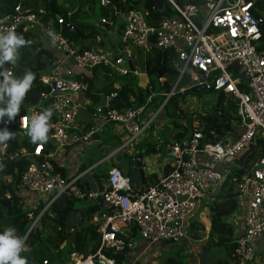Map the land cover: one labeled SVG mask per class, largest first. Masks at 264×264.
Returning a JSON list of instances; mask_svg holds the SVG:
<instances>
[{
  "label": "built area",
  "instance_id": "obj_1",
  "mask_svg": "<svg viewBox=\"0 0 264 264\" xmlns=\"http://www.w3.org/2000/svg\"><path fill=\"white\" fill-rule=\"evenodd\" d=\"M164 1L163 10L156 4L150 8L151 12L162 15L153 24L145 20L143 8L117 11L115 15L122 23L118 43L114 47L99 46L90 50L74 48L61 31L51 30L50 22L45 21L44 11L36 15L25 10L19 12L16 8L14 13H0V35L16 32L20 26L24 30L35 27L50 47L62 56L48 73L41 75L40 82L48 91L39 96V102L48 101V108L56 116L48 137L58 145L46 155H42L41 144L36 146L33 154L20 151V155L33 160L21 174L20 186L34 196L31 206L25 208L30 225L22 237L24 246L20 255L28 251L25 240L29 232L39 225L44 215H50L53 202L60 196L94 201L99 196L104 206L90 218L99 235L96 252L76 257L67 264H116L105 254L106 251L127 253L133 257L135 243L122 235L123 228L135 230L147 247L159 246L161 249L166 243L178 246L191 243V225L199 221L194 218L203 208L209 210L203 199L217 194L232 174L227 169H241L237 159L251 144L257 146L258 132L264 133V49H257L261 39L260 24L264 19L255 14L259 12L256 3L264 7V0ZM110 5L109 0H100L101 7ZM57 22L63 25L61 17H57ZM99 23L109 24L103 18ZM153 47L172 53L181 62L182 69L170 91L160 93L164 96L160 106L153 114H148L146 110L151 109L155 93L149 78L143 77L146 74L134 65L132 55L133 49L146 53ZM67 61L72 63V68ZM96 67L106 68L118 76L133 74L137 85L150 92L147 100L135 107L123 110L109 107L108 102L116 96L113 93L106 97L105 114H102L100 106L96 108L93 116L101 114L104 124L114 123L122 127L125 139L121 148L143 139L185 77L189 80L186 89L203 86L207 91L230 95L236 104L241 129L232 141H214L211 139L216 138V132L212 129L204 133L197 120L198 114H193L194 120L189 119L187 137L165 145V149L172 153L170 172L165 176L146 189L137 190L132 186L130 175L113 166L107 172L101 192L82 190L77 186V180L84 173H89L92 167L76 177L66 178L55 172L52 157L54 152L88 141L98 134V126L80 134L77 122L80 106L77 97L88 90V83L76 76ZM164 83V77L157 78L159 87ZM37 107L28 106L27 115L20 118L19 129L23 134H27V129L22 122L26 120L30 126L31 117L37 115ZM18 156V152L9 150L7 142L0 143V166ZM4 197L9 199V193L0 199ZM236 198L238 202L246 201L247 206L243 231L231 242L234 264H262L256 242L264 235V156L241 175L236 185ZM209 213L210 220L212 212L209 210ZM204 227L209 229V226ZM43 264L47 263L44 261Z\"/></svg>",
  "mask_w": 264,
  "mask_h": 264
},
{
  "label": "trees",
  "instance_id": "obj_2",
  "mask_svg": "<svg viewBox=\"0 0 264 264\" xmlns=\"http://www.w3.org/2000/svg\"><path fill=\"white\" fill-rule=\"evenodd\" d=\"M111 5L108 8L100 6V0H0V13L6 14L14 12L16 8L23 3V10L38 15L40 11L45 12V21L50 22L51 30L60 31L61 26H69L73 32L64 31L62 35L71 43V45L78 50H90L93 49L94 42H97L103 47V38L107 37L108 31L99 26L98 24L81 21L78 19L79 12H84L87 15L93 14L95 7L100 6L99 22L100 19H105L108 22H115L119 17L115 15L117 11L124 12L128 9H136L138 3H142V7L146 12L145 20L148 24L158 22L162 16L160 12H151L150 8L155 4L154 0H109ZM192 2L193 0H186ZM62 2L68 3L75 9L69 11L64 8ZM165 4L164 0H161ZM51 3V7H50ZM258 11L255 16L264 19V7L256 3ZM167 7V5H165ZM168 8V7H167ZM169 12V10L167 9ZM55 15L56 17H53ZM57 17H61L63 25L58 24ZM122 26L119 27V33ZM17 35L22 36L25 40V45L21 46L18 50V59L15 65L5 63L0 70H7L14 77L21 78L26 71H31L35 74V79L32 82V86L26 93L24 100L22 101L19 114L11 121L7 116L0 121V130L7 128V130L13 133V138L5 141L9 144V150L11 152H18L19 156L12 160L4 162L0 166V197L5 193H9L10 198H3L4 204L0 203V232H3L5 228H15L18 237L22 238L26 233L30 225V220L27 218V211L23 209V200L16 193V189L20 186V176L27 169L29 160L27 156L20 155V151L24 150L25 154H33L37 145L31 142V138L27 134H23L19 129L20 118L27 115V108L31 105H38L36 109L37 115L42 113L45 109H49L47 106L48 101L39 102V96L42 92H47L48 89L40 82L41 75L46 71L47 66L53 58L52 51L45 45L44 38L40 31L35 28L23 29L22 26L18 27ZM102 38V39H101ZM99 39V41H98ZM258 50L264 49V26L261 28V39L257 45ZM141 59L144 62L145 70L150 77L152 90L154 91L157 78L164 76L166 78L162 87H159L157 94L168 93L172 87V80L178 76L182 69L181 62L177 61L172 53L165 52L163 57V51L153 47L151 52L146 56L141 54ZM165 63V73L158 74V70L161 67L162 62ZM87 73V72H86ZM91 75L80 74L76 77L82 79L88 83V91H91L95 81L103 80L102 88L99 91L90 95L91 104L89 110L91 113L96 112V107L101 99V94L111 95L116 93V97L112 98L109 102V107L123 110L129 106L141 105L150 96V92L147 89L140 88L135 80L133 74L126 76H118L115 73L107 70L106 68L96 67L88 72ZM156 75V78H152V75ZM108 79V80H107ZM118 81L119 86L114 87V83ZM106 82V83H105ZM213 92V91H210ZM160 103H156L158 107L164 100V96L159 97ZM152 100V99H151ZM152 103V101H151ZM154 104V103H152ZM159 104V105H158ZM3 106V105H2ZM1 106V107H2ZM165 118L170 120L173 136L172 140L179 141L187 137L188 125H184L183 122L187 119L184 112L178 107L175 102V98L170 97L165 103L162 109ZM179 120V122H178ZM197 120L204 133L210 130L216 132V138L211 140L217 141L228 132L233 131V124H240V119L237 116L236 104L234 99L224 93L218 92V102L216 103V115L212 111H208L206 114L197 115ZM56 121V116L52 112V116L49 120V131L47 135L51 133V125ZM7 122L8 124H5ZM189 124V122H188ZM89 125H85L81 130V133L86 132L89 129ZM16 133L18 136H16ZM42 155H46L54 150L52 144L47 140L42 144ZM153 145L150 144V148L147 152H152ZM152 147V149H151ZM161 147H158V149ZM264 156V142L260 139L257 141L256 151L249 155L241 169H237L224 181L217 196L214 198L211 205L212 217L210 221L209 229L206 230L204 225L200 221H195L191 225V242H198L206 239L203 246V253H207L209 244H214V247H225L224 252L213 264H234L232 257L233 245V227L226 220L227 217L232 215L237 209L238 201L236 200V185L241 175L256 162L259 158ZM40 160V157L36 158ZM55 172L63 175V170L52 162ZM228 181H232L231 186L224 190L225 184ZM77 186L83 190V184L80 180H77ZM78 199L67 196H60L57 198L51 206V215H44L40 219V223L37 227L32 229L25 243L28 247V254L39 258L41 264L45 261L47 264H64L66 263L72 253H78L86 255L94 254L99 246V235L96 233V229L93 226L83 227L80 231L81 239L84 244L78 247L76 251L67 243L61 247L65 238L64 232V220L66 215L73 209H75V201ZM100 206L94 204L91 208L95 211ZM37 213V210H34ZM219 215V220L215 216ZM170 249L171 244L166 243ZM176 246L177 255L167 256L160 264H187L181 256L188 257L186 252V245ZM87 247V248H86ZM105 254L114 259L115 262H120L123 257L119 253H110L106 251ZM27 264V263H26Z\"/></svg>",
  "mask_w": 264,
  "mask_h": 264
},
{
  "label": "crops",
  "instance_id": "obj_3",
  "mask_svg": "<svg viewBox=\"0 0 264 264\" xmlns=\"http://www.w3.org/2000/svg\"><path fill=\"white\" fill-rule=\"evenodd\" d=\"M137 8H139V9L143 8L142 3L138 4ZM120 25L122 26L120 19H117V21H115V22H109L108 29L110 26L111 30L108 31V34H107L108 42L103 47H114L118 43V39L120 36V33H119ZM98 41H99V39H98ZM44 42H45V45L52 51L53 49L46 42V40H44ZM150 52H151V50L146 52V53H142L139 49H133V55H132V57H133L132 60L134 62V65L138 68V66L141 63V65H140V66H142L141 71H143V73L146 74V76L144 75L143 77L149 78V81H150V77L148 76V74L145 70L144 62L141 60V62L139 64H136L135 59L140 61L141 54L146 56ZM52 54H53V58L51 61L50 60L48 61L50 63L47 66L46 71L44 73H48L51 70L52 64L58 60H61V58H62V56L59 53L55 52L54 50L52 51ZM67 64L70 67L72 66V63L70 61H67ZM74 71H76V70L74 69ZM86 74H87V76L91 75V73L88 74V72ZM162 77H164V76H162ZM165 80H166V78H165ZM95 84H97L96 85L97 88L95 86H93L91 91L83 92L81 95H79L77 97V101L80 105L78 116L81 112H83L84 115H86V118L93 116L94 113H91L89 110V107L91 104L90 95L96 91H99L102 88V84H104V82H103V80H100V81L97 80V81H95ZM118 86H119V83H118V81H116L114 83V87L117 88ZM155 86L157 89L159 88V86H157V84ZM101 96L108 97L109 95L101 94ZM108 104H109V102H108ZM98 106H99V104L95 107L97 108ZM78 116H77V122H78L79 131L82 130L85 125L86 126L89 125V127L98 126V127H100V129L98 131V134H99L105 125H110L111 127H113L115 129V136L114 137H116L118 141L122 140V143L124 142L125 135H124V132L122 130V127L119 124H114V123L104 124L103 119L101 117V114L99 116H96V119L94 120V122L93 121L90 122V121H88V119L87 120H80V119H78ZM162 125H160V127H162ZM152 127H153V125H152ZM188 132H189V128H188ZM238 133H239V130L238 131L233 130V131L227 132L222 137V140L232 141L234 138H236ZM187 135H188V133H187ZM228 135H230V136H228ZM172 136H173L172 129L169 128L166 131L164 138H162V139L159 138L158 143L155 141L149 142L148 141L149 136L148 137L145 136V137H143V139L139 143L134 144L136 151L139 150V151H137V153L139 152L142 154V169H143V174H144V182H143V184L140 182L141 186L137 190H141L144 185L148 186V185L156 182L158 179H160L161 177L165 176L167 173L170 172V165L172 162V153L168 149H165V145L173 142ZM150 144L153 145L152 147H154V145H156V146L153 149L151 147L152 152L148 153L147 149L150 148ZM121 145L119 146V148H116L117 151L113 152L112 155H109V156L104 155L103 157L97 158V159H93V157H89L87 159H84L81 157V153L85 151L84 149H85L86 143L85 142H79V143H75L71 146H68L62 150L54 152V155L52 157V162H54V164H56L57 167H59L63 170V175L66 178L76 177V176L80 175L83 171L88 169L89 167H92L91 171L88 173L89 175L79 176L80 182L83 181L86 183L87 176H90L91 174H95L98 177H101V174L103 172L101 171L100 167L104 164H109V165H112L111 167H113V166L118 167L124 173L129 174L131 176L132 183H134V177L132 176V174L138 173V169H137L136 164H135L134 159H133V156H135L136 154L133 152V150L127 151V150L131 149L130 147H129V149H126L128 147L121 148ZM158 147H161V148L158 149ZM101 148H103V146ZM113 149H115V148H113ZM123 151H124V154L127 156V159H125L122 162L124 170L120 167L119 162L112 159L114 156H116L117 154H119L120 152H123ZM87 160L90 161L89 167H87V165H86ZM96 168H99L98 172L95 170ZM217 168L219 170L220 166ZM109 169H107L105 173H107ZM92 184L94 185V189L92 190L90 188L91 185L87 184L88 187H87L86 191H91V192L97 191L94 181ZM102 185L104 186V183H102ZM136 186H137V184L135 183L134 188ZM21 188L22 187L19 186L16 189V193L22 198L23 205L31 206V203L34 200V196L29 194L28 192L22 190ZM78 200H87L90 202H89V204L86 205V207H83V208H76L75 207V209L71 210L66 215L65 220H64V227H63L64 228L63 237L65 238V240H64L63 244L61 245V247H63L67 243L68 245H70L71 247L74 248V251H76L78 247L80 248L81 245H85L84 241L81 239V236H80L81 229H83V227H87V226H93L94 227V225H92L90 222V218L94 214L99 213L104 207L103 204L101 202H98L97 200L96 201L91 200V199H78ZM94 204H98L100 207L97 210L92 211L91 208L93 207ZM246 206H247L246 201L238 202L237 209L241 210L242 214L241 215L236 214V210H235L233 213V219H231V218H227L228 220L226 219L233 227V237L240 235L241 232L243 231L244 218L246 215ZM73 216H75V217L73 218ZM199 221L207 227V226H210L211 219L209 220V222L207 221L208 222L207 224L204 223L202 220H199ZM121 232H122L123 236L128 237L129 239H131L135 243L136 249H135V254L133 257L126 259L125 257L122 256L123 259L119 263L116 262V264H158L161 262L160 261L161 260V258H160L161 254L159 253V251H157L160 249L159 246L147 247V244L144 241H142L139 238V236L137 235L136 231L131 229V228H123L121 230ZM203 241L205 244L206 239L204 238ZM161 249H162V251H163V249L169 251L170 247L167 244H165V245H163V247ZM256 249L259 252V254L261 255L262 264H264V235H262L257 240ZM88 255H92V253H90ZM88 255H86V256H88ZM29 256L35 263L41 264L39 258H36L35 256L30 255V254H29ZM82 256L83 255L74 252L71 254L70 259L64 264H67L71 260L76 259V257H82ZM219 257L220 256H218V253L215 256H210V257L208 255L202 253L201 251L200 252L195 251L194 254L188 253V258L190 260L193 259L192 264H213V262L216 259H218Z\"/></svg>",
  "mask_w": 264,
  "mask_h": 264
},
{
  "label": "rangeland",
  "instance_id": "obj_4",
  "mask_svg": "<svg viewBox=\"0 0 264 264\" xmlns=\"http://www.w3.org/2000/svg\"><path fill=\"white\" fill-rule=\"evenodd\" d=\"M63 6L65 9L69 10V11H73L75 8L74 7H71L70 8V5L68 3H65V2H62ZM140 4V2L138 3ZM99 14H100V6L97 5L95 7V10H94V13L93 14H90V15H87L85 14L84 12H79L78 14V19H80L81 21H87V22H91V23H95V24H98L99 23ZM53 17H56L55 15H53ZM44 38V37H43ZM102 39V38H101ZM103 46H105L108 42V39L107 37H104L103 39ZM60 54V53H59ZM17 59H18V53H17ZM141 58H140V61H138L137 59H135V63L136 64H139L141 62ZM54 65V63L52 64V66ZM141 65V63H140ZM139 65V66H140ZM51 66V68H52ZM138 68L141 70L142 69V66H140ZM152 78H156V75H152ZM139 79V78H138ZM136 80V83H137V79L135 78ZM177 81V77H175L173 80H172V86L176 83ZM157 84V83H156ZM188 84H189V80L187 77H185L181 83L178 85V88H176L175 90V96H173L175 98V102L177 103L178 107L184 112L185 116H186V120L183 122L184 125H188L189 127V124H190V120L189 119H192L194 120V117H193V114H198L200 115L201 113L202 114H206L208 111H211V109L213 107H216V103L218 102V92H210V91H207V90H204L203 92L199 93V94H192L190 92V88L189 89H186V87H188ZM97 84H95L94 86L97 88L96 86ZM158 86V84H157ZM142 88V87H141ZM182 89H186V90H182ZM157 88L155 86V89H154V93L155 95L153 94V97H152V104L151 103V109L150 110H146V113H150L153 114L155 112V110L160 106L156 107V103H160V98L161 96H159L157 94ZM78 119L80 120H87L90 121V122H94V120L96 119V116H90L89 118H86V115H84L83 112H81L78 116ZM179 122V120H178ZM189 122V124H188ZM163 124V125H162ZM160 125H162V127H160ZM171 126V123H170V120L169 119H166L165 118V115L163 113V111H161L157 116L156 118L154 119L153 121V127H151L150 129H147L146 133L144 134V137H148V141L150 142H157L158 143V140L159 138L162 139L164 138V135L166 133V131L170 128ZM233 129L234 131H238L241 129V126L240 124H233ZM230 132V131H228ZM229 134V133H228ZM99 137H100V141L97 142V143H92L91 140H88V141H84L86 143V146H85V151L81 153V157L84 158V159H87L89 157H93V159H97V158H101L103 157L104 155H111L113 152L117 151L116 148H119V146L122 144V140L118 141L115 136V129L113 127H111L110 125H105L104 128L102 129V131L98 134ZM16 136H18V134L16 133ZM230 136V135H228ZM258 136L260 138V140L264 141V133L262 132H258ZM48 141L52 144V146L55 148L58 144L55 142V140L53 139H50L48 137ZM101 145V146H100ZM103 146V148H101ZM136 146V145H135ZM101 149H100V148ZM129 147L131 149H129ZM128 148L126 149H129L127 151H131L133 150V152L135 154H138L137 150L136 151V148L134 147V144H132L131 146H129ZM115 148V149H113ZM141 154V153H140ZM134 157V156H133ZM113 160L119 162L120 164V167L123 169V161L125 159H127V156L124 154V151L123 152H120L119 154H117L116 156H114L112 158ZM106 166V167H105ZM112 165H109V164H104L102 165L100 168H101V171L103 172L101 174V183H106V175L107 173L106 170L109 169ZM237 169L239 168H228V172L229 173H233L235 172ZM97 172L99 171V168H96L95 169ZM124 170V169H123ZM132 176L134 177V183H132V186L134 188V184L136 183L137 186L135 187L136 189H139L141 184V178H140V174L139 173H133ZM89 176H87L86 178V183L81 181V183L83 184V190H87V187L88 185L87 184H90L91 185V189L93 190L94 189V185L92 184L93 181L90 179V177L88 178ZM232 184V181H228L226 184H225V187H224V190L227 189L229 186H231ZM23 190V188H21ZM30 194V193H29ZM32 195V194H31ZM237 200V198H236ZM213 201H214V198H211V197H205L203 199V203L205 205H208L209 206V210L212 212L211 210V205L213 204ZM90 201H87V200H77L75 201V207L76 208H83V207H86L87 204H89ZM27 205H23V209L25 208H28L30 206H27ZM209 210L208 208H203L200 212V214H198L194 220H202L204 223H208L209 222V218H210V213H209ZM236 214L238 215H241L242 212L241 210L239 209H236ZM75 216H73L74 218ZM227 218H231L233 219V214L230 215L229 217ZM228 220V219H227ZM208 221V222H207ZM138 235V234H137ZM203 245H204V241L201 240V241H198V242H191V243H188L186 244V252L187 253H192L194 254L195 251L197 252H202L203 253ZM171 249L169 251L163 249H159L157 251H159V253L161 254V262L164 261V259L167 257V256H175L177 255V250H176V246H173V244H171ZM224 248L225 247H214V244H209V247L207 249V253H205L206 255H208L209 257L210 256H215L217 253H218V256L222 255V253L224 252ZM200 250V251H199ZM84 256V255H83ZM188 256V255H187ZM181 258L186 262H188L187 264H192V260H190L188 257H185V256H181ZM160 262V263H161ZM158 263V264H160Z\"/></svg>",
  "mask_w": 264,
  "mask_h": 264
},
{
  "label": "clouds",
  "instance_id": "obj_5",
  "mask_svg": "<svg viewBox=\"0 0 264 264\" xmlns=\"http://www.w3.org/2000/svg\"><path fill=\"white\" fill-rule=\"evenodd\" d=\"M23 45H25L24 38L14 31L0 35V68L5 63L15 65L17 50ZM34 79L35 74L30 70L26 71L21 78L14 77L7 70H0V103H3V106L0 107V121L5 116L11 121L19 114L22 101ZM51 116L52 110L45 109L39 115L31 117L30 126L26 120L22 122V126L27 129V135L33 144L40 142L42 145L47 142ZM10 138H13V133L9 132L7 128L0 130V143L8 141ZM23 246L24 239L17 236L16 229L5 228L3 232H0V264H26V258L22 257L23 253L20 255Z\"/></svg>",
  "mask_w": 264,
  "mask_h": 264
},
{
  "label": "water",
  "instance_id": "obj_6",
  "mask_svg": "<svg viewBox=\"0 0 264 264\" xmlns=\"http://www.w3.org/2000/svg\"><path fill=\"white\" fill-rule=\"evenodd\" d=\"M154 2H155L156 6H157L159 9H162V10H163V4H162L161 0H154ZM50 7H51V3H50ZM22 10H23V3H21V4L19 5L17 11L20 12V11H22ZM14 12H15V11H14ZM14 12H13V13H14ZM99 26L102 27V28L108 29V26H107V25H104V24H101V23H100ZM262 26H264V22L260 24V27H262ZM60 31H61V33H63L64 31L73 32L72 28L69 27V26H61ZM93 44H94L95 47H99V46H100L97 42H94ZM163 57H165V52H163ZM128 64H129V66H130V69L133 70V66H132L131 61H129ZM165 71H166V69H165V63H164V61H163L162 64H161V67H160V69L158 70L157 73H158V74H161V73H165ZM200 78L203 79V78H202V74H200ZM204 90H205V89H204L203 86H194V87H191V88H190V92H191L192 94H199V93L203 92ZM115 97H116V96H115ZM115 97H114V98H115ZM105 104H106V97H105V96H101V99H100V102H99V106L101 107L102 114H105V110H106ZM2 105H3V103H0V107H1ZM135 106H137V105H135ZM135 106H134V107H135ZM211 111L214 113V115H216V107H213V108L211 109ZM90 140H91L92 143H97V142H99L100 137H99L98 134H95ZM99 148H100V147H99ZM255 151H256V146H255L254 144H251V145L249 146V148H248V149H247V150H246V151H245V152H244V153H243V154L237 159V163H238L239 167H243L245 159H246L249 155L253 154ZM133 159H134V162H135L136 167H137V169H138V173L140 174L141 183L143 184V182H144V174H143V169H142V154H140V153H139V154H136V155L133 157ZM28 160H29V161H33V160L30 159V158H29ZM86 165H87V167H89V165H90V161H89V160H87ZM85 175H89V174H88V173H84L83 176H85ZM89 177L94 181V183H95V185H96V189H97V191H98V192H101V191L103 190V185H102V183H101V179H100V177H98V176L95 175V174H91ZM142 186H143V185H142ZM142 189H146V186L144 185V186L142 187ZM217 194H218V193H217ZM217 194L212 195V198H215V197L217 196ZM96 200H97L98 202H101V199H100L99 196L97 197ZM0 203H1V204H4V201H3L2 199H0ZM215 216H216V217L218 218V220H219V215L216 214ZM119 254H120L121 256L125 257L126 259H129V258H130V256L127 255L126 253H119ZM22 255H23V257L26 258V262H27V264H37V263H35V262L30 258L28 252H23Z\"/></svg>",
  "mask_w": 264,
  "mask_h": 264
}]
</instances>
